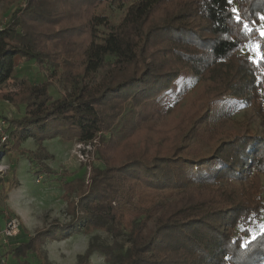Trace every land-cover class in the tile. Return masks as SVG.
Returning <instances> with one entry per match:
<instances>
[{"label": "trees", "instance_id": "16d2710c", "mask_svg": "<svg viewBox=\"0 0 264 264\" xmlns=\"http://www.w3.org/2000/svg\"><path fill=\"white\" fill-rule=\"evenodd\" d=\"M112 5L126 7L119 22ZM236 5L244 20L262 23L264 0H0V18L7 19L0 26V99L24 107L10 119L11 150L38 163L37 175L54 171L44 163L52 157L46 139L92 142L120 123L127 100L137 107L162 98L184 69L201 76L172 128L166 130L165 116L181 101L158 114L156 142L151 136L135 149L140 126L125 140L128 159L115 162L111 135L100 149L105 166L92 170L88 190L84 178L61 180L72 217L12 248L21 264L30 252L50 264L42 253L48 239L98 229L127 231L130 247L91 242L76 264H92L95 251L110 264H264V231L255 239L252 231L264 211V60L254 63L242 52L251 40L264 51V37L242 31L230 11ZM17 57L51 70L71 91L55 98L51 81L18 77ZM11 79L17 89L2 91ZM242 104L254 110L261 132L222 127ZM29 137L37 151L20 148ZM16 173L9 190L20 184ZM75 190L78 202L69 199Z\"/></svg>", "mask_w": 264, "mask_h": 264}, {"label": "rangeland", "instance_id": "374dc122", "mask_svg": "<svg viewBox=\"0 0 264 264\" xmlns=\"http://www.w3.org/2000/svg\"><path fill=\"white\" fill-rule=\"evenodd\" d=\"M18 2L25 6L27 0H18ZM97 6V11H99L100 6L98 3ZM235 8L239 9L237 5ZM125 11V6L119 7L112 5L113 17L116 22L120 21L121 17L125 14ZM240 15L242 16L241 12ZM6 21L7 19L5 17L0 18V26ZM261 24H264V21H262ZM259 25L260 24H256L254 27L256 28ZM59 27L61 26L58 25L57 28ZM251 41L247 42L242 52L247 54L249 57H255L256 53L252 51L249 46ZM109 68L110 66L108 65L103 67L99 72V76H102L103 73H105ZM16 75L18 77H26L35 83L46 80L51 81L50 92L55 98L68 94L72 89L68 83L56 79L55 76L52 75L51 70L40 69L35 61H25L19 57L16 59ZM200 77V75L194 74L191 69H184L180 72L179 76L172 84V89L166 92L162 98H154L151 101L140 103L137 107L133 106V101L127 100V102L124 104L125 114L122 115L120 123L112 131H100L95 140L92 142L83 143L76 140L71 142H63L56 138L51 143H48V145L43 143L46 150L52 155L51 158L46 160L48 164L45 161L44 163L54 170L51 174L49 173V178L53 181L51 188L45 190L46 192H50L52 194V196L49 198L45 197V195H41L40 187L37 183H35L32 177V175H34L36 172L35 170H42V167L38 166V163H35L32 164L33 166L35 165L33 170H30L27 166L30 160L21 154L20 150H11L6 156V161L11 164V170L9 173H11L13 170L19 169L21 174L27 178V181L24 185L28 187L29 190H32V193L35 195V199L32 202V207L42 208L46 206L48 210L42 211L40 225L29 224L28 226L18 218L21 223L20 231L16 236L8 238L7 242L5 243V248H7V251H5V255L3 256H8L7 258H9V254L11 253L9 249L14 248L21 241H27V237H30L36 231L48 226L53 220L68 222L71 219L72 214H69L70 212L68 211V201L64 198L65 190L61 180L64 179L66 181H71L76 178H84V189L88 190L91 185L92 170L95 167L103 168L105 166L100 154V149L103 146L105 138L107 139L112 135L117 139L118 149L116 150V156L114 160L115 162H124L129 156L127 148L124 147L127 136L141 126L140 133L137 132L132 139L135 143V149L143 148V145L147 139L148 142H150L149 139L151 136L154 137V142H156L157 138L159 137V128L163 127L161 122H158V114H166V108L168 106L173 105L177 101H181L180 109L165 116L166 120L164 122V126L166 127V130L172 128L175 123H177V120L181 119L183 114L182 108L185 107L188 99L187 94L194 88ZM15 89H17V85L15 80L11 79L4 84L2 91L7 92L9 90ZM261 91L262 100L264 101V87ZM23 113L24 107L21 106V109H19L16 108L11 101L7 99H0V114H10L12 117H19ZM153 119L155 122L151 123ZM222 127L236 129L241 132H245L248 128L257 132H261L262 130L254 110L250 106H246L244 104H242L236 110L231 119H226V121L223 122ZM31 141L33 142L34 140H23L20 148L30 149L28 144ZM127 145H129V143ZM130 147L132 146L130 145ZM152 151L153 150H150V152ZM11 177L12 175H9V177L6 179L7 183H9ZM8 186L9 184H7V187ZM79 196L78 190H75L70 194L69 199L78 202ZM47 205L49 206L47 207ZM155 222L156 219L153 218L149 222V227L154 228ZM257 222V225L252 228L253 236L262 232V229H264V211ZM241 230L242 226H238L237 231L240 232ZM248 239L249 238L247 236H244L243 242L245 243ZM91 242L105 245L116 244L121 247L123 251L128 249L131 245L130 237L127 231H125L122 235L114 236L109 231L98 229L89 234L77 232L64 240L48 239L42 244V253L50 264H76L79 257L86 252ZM91 262L92 264H110L105 261L104 254L99 251H95L91 255ZM40 263L41 258L37 256L36 253L30 252L28 253L27 260L24 264ZM15 264L17 263L15 262Z\"/></svg>", "mask_w": 264, "mask_h": 264}, {"label": "crops", "instance_id": "0c3cea01", "mask_svg": "<svg viewBox=\"0 0 264 264\" xmlns=\"http://www.w3.org/2000/svg\"><path fill=\"white\" fill-rule=\"evenodd\" d=\"M56 138L46 139L43 143L48 145V143H51ZM32 139L34 141L33 142L31 141L28 144L30 147V150L37 151L39 147H38V142L35 140V138L29 137L26 140L30 141ZM46 160L47 159H45L44 161L46 162ZM46 163L48 164V162ZM27 166L30 170L31 169L33 170V165L31 164V162H29ZM16 172H17L16 177L19 180L20 184L17 187L13 188L12 190H9V188L7 187V184L9 183H7L6 181L9 175H12V172L8 173L3 178H0L3 180L0 183V230L3 229L6 223L13 217L15 218L17 217V219L18 218L21 219L23 223L28 226L29 224L40 225V221H41L40 217L42 215V211L48 210L46 206L42 208L32 207V202L35 199V195L34 193H32V190H29V188L24 185L25 182L27 181V178L21 174V171L19 169L16 170ZM49 175H50L49 173H42L40 175H35V174L32 175L35 183H37L40 187L41 195H45V197L47 198L52 196L50 192L45 191L51 188V184L53 182L52 180H50ZM48 206L49 205H47V207ZM6 242H4V239L0 236V257L5 255L4 253L5 251H7V248H5ZM8 259L10 261V264H15V262L17 264H21L22 262L21 259H17L16 257H14L12 253L9 254Z\"/></svg>", "mask_w": 264, "mask_h": 264}, {"label": "built area", "instance_id": "2783aa9c", "mask_svg": "<svg viewBox=\"0 0 264 264\" xmlns=\"http://www.w3.org/2000/svg\"><path fill=\"white\" fill-rule=\"evenodd\" d=\"M12 116L10 114H3L0 116V178L5 177L11 170V164L6 161V156L11 151L13 145V132L14 127L10 122ZM95 140V139H94ZM20 221L13 217L0 230V236L4 239V242L10 237L16 236L20 231ZM0 264H9V260L6 256L0 257Z\"/></svg>", "mask_w": 264, "mask_h": 264}, {"label": "snow or ice", "instance_id": "6c2138e0", "mask_svg": "<svg viewBox=\"0 0 264 264\" xmlns=\"http://www.w3.org/2000/svg\"><path fill=\"white\" fill-rule=\"evenodd\" d=\"M226 3L230 5L233 3V0H226ZM230 11L234 14V18L237 23L243 24L242 31L246 35H250L253 31H257L261 37H264V24H260L254 29L252 25L255 24V20H252L251 22L244 20V18L240 15V10L237 8H232L230 9ZM260 20L264 21V14L260 15ZM249 46L252 51L256 53L255 57H250L251 59H253L254 63L258 64L261 60H264V51H261V44L258 40L251 41ZM262 231H264V229H262ZM253 239H255V236H253ZM245 246H247V242Z\"/></svg>", "mask_w": 264, "mask_h": 264}]
</instances>
